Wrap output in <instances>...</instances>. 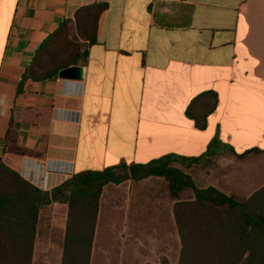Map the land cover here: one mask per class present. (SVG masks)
<instances>
[{
    "label": "crops",
    "instance_id": "obj_1",
    "mask_svg": "<svg viewBox=\"0 0 264 264\" xmlns=\"http://www.w3.org/2000/svg\"><path fill=\"white\" fill-rule=\"evenodd\" d=\"M93 3L106 7L72 64L83 79L21 84L38 47ZM169 154L202 157L176 164L200 187L247 198L264 185V0H0V157L8 166L37 186L47 176L52 188L70 170ZM163 178L104 187L91 264L131 251L160 264L159 246L180 238ZM67 216L62 202L41 210L34 256L43 217L44 259L62 260Z\"/></svg>",
    "mask_w": 264,
    "mask_h": 264
},
{
    "label": "trees",
    "instance_id": "obj_2",
    "mask_svg": "<svg viewBox=\"0 0 264 264\" xmlns=\"http://www.w3.org/2000/svg\"><path fill=\"white\" fill-rule=\"evenodd\" d=\"M105 7L104 3H93L78 9L74 19H66L38 47L21 84L29 77L40 80L57 76L60 69L77 62L82 55H63L56 46L59 39L72 25L84 40L93 41ZM216 142L209 145L206 154ZM201 158L169 154L148 163L83 170L48 190L0 159V264H34L40 213L53 202L68 204L61 264H91L104 187L152 175L165 177L174 192L181 242L178 264H264V185L247 198L228 195L214 186L200 187L175 163L187 167ZM185 190L193 196L181 198L180 192ZM167 260L163 258L161 264H169Z\"/></svg>",
    "mask_w": 264,
    "mask_h": 264
},
{
    "label": "rangeland",
    "instance_id": "obj_3",
    "mask_svg": "<svg viewBox=\"0 0 264 264\" xmlns=\"http://www.w3.org/2000/svg\"><path fill=\"white\" fill-rule=\"evenodd\" d=\"M70 27H72L71 28L72 30L70 29L68 33L64 32V35L59 39V43H57L56 46L59 47V50L63 55L68 54V56L71 58L75 56L77 53H80V55L83 56L84 48H85V43L82 41L83 37L77 31H75V29H73L72 25H70ZM56 42L57 41L55 40V43L53 44V46L56 44ZM176 164L178 165L179 163L177 162L175 163V165ZM195 167L196 168L193 170L195 173V176L200 178V175H201L200 168L202 167V164L199 166H195ZM163 179L162 180L164 181V183L160 182L161 183L160 187L164 188L165 191H167V193L170 196L174 197V192L170 188L169 181L165 178ZM199 183H201V180H199ZM191 196L193 195L188 190L180 192V197L183 199L189 198ZM45 223H46L45 218L42 217V224L40 226V235L37 241L38 242L37 251L34 256V264H61V261L58 259L57 260L44 259V255H46V252L44 251L46 244H44V242H45L46 233H47V227L45 226ZM115 246H119V245H115ZM159 248H160L161 253L163 251V253L165 254L158 253L157 255L160 254L161 257L156 260L157 262L161 264L162 259L167 258L168 259L167 262L169 264H178L179 259H180V248H181L180 238H179V241L177 242H175L173 239L172 243L167 244L165 247H163V245H160ZM102 251H103V248L101 249V253ZM102 255H105V256L107 255L106 259H103L101 257V254H99L97 256V259H95L94 264H143L144 263L143 259L138 258V256L141 254H137L134 251L126 252L125 255L122 253L121 256H124V257L120 256V259H118L119 255L117 253L106 252L105 254H102Z\"/></svg>",
    "mask_w": 264,
    "mask_h": 264
},
{
    "label": "water",
    "instance_id": "obj_4",
    "mask_svg": "<svg viewBox=\"0 0 264 264\" xmlns=\"http://www.w3.org/2000/svg\"><path fill=\"white\" fill-rule=\"evenodd\" d=\"M58 76L64 79L81 80L83 79V67L80 65H70L60 69ZM2 159V157H0Z\"/></svg>",
    "mask_w": 264,
    "mask_h": 264
},
{
    "label": "built area",
    "instance_id": "obj_5",
    "mask_svg": "<svg viewBox=\"0 0 264 264\" xmlns=\"http://www.w3.org/2000/svg\"><path fill=\"white\" fill-rule=\"evenodd\" d=\"M73 174V170H70L68 171V173H66L65 176H68L70 177L71 175ZM47 176H45L43 179H40L39 183H38V186L44 190H48V189H51V184H49V182L47 181ZM67 177V178H68ZM66 178V179H67Z\"/></svg>",
    "mask_w": 264,
    "mask_h": 264
}]
</instances>
